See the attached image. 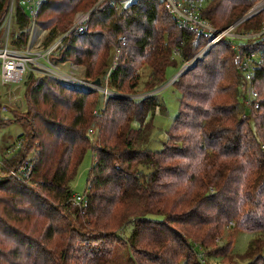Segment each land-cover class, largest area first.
<instances>
[{"label": "trees", "instance_id": "trees-1", "mask_svg": "<svg viewBox=\"0 0 264 264\" xmlns=\"http://www.w3.org/2000/svg\"><path fill=\"white\" fill-rule=\"evenodd\" d=\"M10 1L0 0V26ZM119 1L42 2L36 25L66 35L50 61L81 66L85 80L101 86L111 69L112 94L102 108L96 91L32 72L24 78L25 115H14L23 133L17 153L3 161L16 168L29 157L32 187L0 180V264H103L114 242L127 246L133 264H201L194 246L204 257L237 264L228 254L240 232L252 237L246 264H264V37L241 45L262 54L253 77L258 109L245 107L246 83L232 62L237 51L221 41L171 83L180 93L178 113L162 149L152 152L143 148L152 129L146 120L161 105L151 93L166 84L168 67L180 65L175 54L190 61L207 41L196 43L160 0H132L124 8ZM257 1L207 0L202 17L223 30ZM16 2L8 44L19 50L31 27ZM88 11L83 27L71 29L74 15ZM263 21L264 10L243 27ZM3 37L0 31V44ZM143 67L150 71L148 95L128 98ZM88 150L94 161L85 204L75 206L70 182ZM129 225V237L121 238ZM224 233L230 241L213 250Z\"/></svg>", "mask_w": 264, "mask_h": 264}, {"label": "built area", "instance_id": "built-area-1", "mask_svg": "<svg viewBox=\"0 0 264 264\" xmlns=\"http://www.w3.org/2000/svg\"><path fill=\"white\" fill-rule=\"evenodd\" d=\"M16 1L17 0L10 1L8 11L2 25L0 26V31L4 34L2 43L0 44V86L19 84L23 82L26 73L29 71L32 65L40 69H52L58 75L60 73H58L59 69L57 66H62L61 63H52L50 61V55L54 54L62 45V39L66 35H63V37H61L57 42L47 47H44L40 42L34 41L35 43H31V40L35 38V33L40 30V28H38L36 25L35 20L42 6L43 0H19V4L28 17L31 32L26 45L22 49L14 50L10 48L8 44V34L10 33L13 26V11L15 3H17ZM110 1L113 2V0ZM160 1L164 10L172 17L173 21L180 28L191 33L196 43L202 40L207 41V44L200 48L190 61H185L183 63L182 69L186 70L195 61L201 59L204 54H206V52L215 44L221 41L224 43H229L230 47L237 51L234 54L232 60L234 68L240 73L244 79V82L246 83V88L244 91V105L249 109H258V103L256 101L257 93L253 88V77L259 62L261 61L262 54L259 50L243 51L241 45L246 44L247 42L255 44L256 42L260 41L262 37H264V21L256 29L248 30L243 27V24L246 21L256 16L260 11L264 10V0L256 3V6H254L247 14L223 30L215 28L208 20L202 17V13L206 8L207 0ZM88 18L89 12L77 15L72 29H81L83 24L87 22ZM42 46L44 48H42ZM112 64H114V62ZM110 71L111 69L108 70L106 75L105 86L107 85V77L109 76ZM55 77L56 79L60 80L62 84H71L80 87L82 86V82L73 77L69 78L65 77L64 75ZM91 87L93 91L100 89V86H97L94 83L91 84ZM101 92L104 93L105 99L110 94H107L108 91L106 89L104 92L101 90ZM6 105L2 103L0 113L8 110ZM91 134H93L92 131ZM31 178L32 164L29 157H26L24 161L16 168H8L5 166L4 161H1L0 180L13 179L23 185L32 187ZM71 202L75 206L84 205L85 197L73 196ZM198 257L201 264H209L206 261V257L203 255L202 249H199Z\"/></svg>", "mask_w": 264, "mask_h": 264}, {"label": "rangeland", "instance_id": "rangeland-1", "mask_svg": "<svg viewBox=\"0 0 264 264\" xmlns=\"http://www.w3.org/2000/svg\"><path fill=\"white\" fill-rule=\"evenodd\" d=\"M261 1V0H259ZM259 1L255 2L252 7H250L245 14H247ZM132 0H120L119 4L122 8L126 7L129 3H131ZM90 12V11H88ZM84 12H79L72 18V25L74 24V21L76 19V16L79 14H82ZM87 13V12H86ZM244 14V15H245ZM13 28V27H12ZM11 28V29H12ZM39 28V27H38ZM73 28V27H72ZM71 28V29H72ZM37 30V29H36ZM49 30L41 29L35 33V38L31 40V43L40 42L43 44L44 47H47L49 45L54 44L57 42L61 37V35H56L55 33ZM33 37V36H32ZM35 41V42H34ZM42 46V48H44ZM175 60H179L180 64L178 67H168L166 69V84L162 86L161 88L155 90L151 94L157 95V101H159V104L162 106L157 107L154 111L149 112V115L147 117L146 123L150 122L152 129L150 130L149 138L147 143L143 146L144 149H147L152 152H159L163 144L167 141L168 136V130L170 129V126L174 120V118L177 116L178 108H179V99H180V93L171 85L180 75L185 71L182 69L183 67V59H181L179 56L173 57ZM182 62V64H181ZM62 66H57L60 73L59 75L56 74V72L52 69L44 68L40 69L36 66H31L29 71L26 73L25 77L28 75V73L32 72V74L35 77L38 76H45V75H51V76H62L65 77H73L79 81L82 82V86H76L71 84H63L70 87L79 88L85 91H92L91 84L93 82H90L88 80H85L84 78V69L81 66L74 65L72 63L66 62L61 63ZM55 66V65H53ZM109 70V69H108ZM108 70L106 72V75L108 73ZM141 77L140 82L137 90L135 91L136 94L128 96V98L131 99H139L141 97H145L148 94H145V84L147 80V76L149 75V69L143 67V69L140 70ZM105 75V76H106ZM24 77V78H25ZM56 78V77H55ZM24 81L19 84H11L6 86H0V95H1V104L4 103V105L7 106L8 110L1 113L0 118L7 122L5 126L0 127V163L3 161V159H7L8 157L13 156L15 153H17V138L20 134L23 133L22 127L15 122L14 115H17L18 117H23L25 115L26 111V102H25V88H24ZM60 81V80H59ZM105 81L103 86H101L100 83V89L96 90L101 96L96 98V101L98 102V106H102V102L105 100L104 93L105 89L108 91L107 94H112L109 92V89L107 85L105 86ZM61 83V81H60ZM76 84V83H75ZM125 97V96H124ZM10 98V99H9ZM97 106V107H98ZM99 107V108H100ZM17 113V114H16ZM133 128H138L139 123L133 122L132 123ZM253 128V125L251 126ZM30 156V155H29ZM31 157V156H30ZM93 151L88 150L84 154V157L80 164L78 165L75 175L73 176V179L70 182V188L73 192L74 196H84L85 190H86V181L88 177V173L92 167L93 164ZM150 218L160 220L161 218L159 216H149ZM132 230V225H129L125 227L122 232L120 233L121 238H128ZM233 237V236H232ZM231 237V246H230V252L228 256H230L234 262L237 264H246L248 263V260L245 258L244 254L247 249V245L249 241L251 240V235L249 233L240 232L235 234L234 238ZM230 241V237L228 233H224L222 236L218 239H215V246L212 248L213 250L218 248L221 249L223 246H225ZM112 252L111 257L107 260H104L103 264H133L132 261L129 258L130 252L127 248V246L123 242H114L111 245ZM195 251H199L200 246H194ZM211 248H208L207 251H211ZM204 251V249H202ZM212 250V251H213ZM227 256V258H229ZM262 256L264 257V249L262 251ZM206 261L209 264H225V260L222 259V257L210 255L209 257H206Z\"/></svg>", "mask_w": 264, "mask_h": 264}, {"label": "water", "instance_id": "water-1", "mask_svg": "<svg viewBox=\"0 0 264 264\" xmlns=\"http://www.w3.org/2000/svg\"><path fill=\"white\" fill-rule=\"evenodd\" d=\"M181 72H182V71H181ZM181 72H180V73H181ZM180 73H179L178 76H180ZM93 83H94L95 85L99 86V85H100V80H96V81H94Z\"/></svg>", "mask_w": 264, "mask_h": 264}, {"label": "crops", "instance_id": "crops-1", "mask_svg": "<svg viewBox=\"0 0 264 264\" xmlns=\"http://www.w3.org/2000/svg\"><path fill=\"white\" fill-rule=\"evenodd\" d=\"M8 158H11V157H8ZM93 161H94V159H93Z\"/></svg>", "mask_w": 264, "mask_h": 264}]
</instances>
